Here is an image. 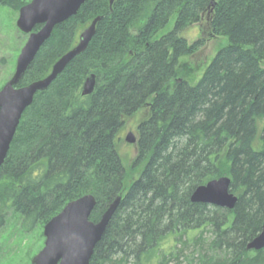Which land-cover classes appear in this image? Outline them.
<instances>
[{
  "label": "trees",
  "instance_id": "trees-1",
  "mask_svg": "<svg viewBox=\"0 0 264 264\" xmlns=\"http://www.w3.org/2000/svg\"><path fill=\"white\" fill-rule=\"evenodd\" d=\"M110 1L87 0L57 26L21 81L46 78L101 18L87 51L22 117L0 170V225L13 209L21 231L32 233L87 195L97 201L90 221L99 223L122 197L90 264H155L170 236L194 241L197 264H264V250H247L264 224V0ZM29 2L0 0V8L19 13ZM204 16L228 45L191 85L179 77L180 62L204 41L182 34ZM91 76L95 91L83 96ZM145 107L134 162L143 171L126 188L117 137ZM225 177L238 198L233 210L192 203L198 188Z\"/></svg>",
  "mask_w": 264,
  "mask_h": 264
},
{
  "label": "water",
  "instance_id": "water-1",
  "mask_svg": "<svg viewBox=\"0 0 264 264\" xmlns=\"http://www.w3.org/2000/svg\"><path fill=\"white\" fill-rule=\"evenodd\" d=\"M87 0H32L20 10L18 29L28 35L17 61L13 77L0 91V170L9 154L17 129L26 110L32 106L38 93L47 91L71 62L85 53L96 34V18L90 27L80 34L78 44L65 54L44 79L25 87H19L22 79L34 62L44 44L51 38L54 29L76 16ZM115 0L110 1L111 7ZM38 26L41 30L34 32ZM96 88L95 76L84 84L82 95L90 96ZM127 141L137 143L133 134ZM231 181L221 178L198 188L191 197L194 204H205L233 210L238 198L230 192ZM118 197L103 215L99 223L90 221L97 201L87 195L70 202L63 211L44 227L45 246L33 258L32 264H90L97 245L119 208ZM248 251L264 250V224L262 232L247 246Z\"/></svg>",
  "mask_w": 264,
  "mask_h": 264
},
{
  "label": "rangeland",
  "instance_id": "rangeland-1",
  "mask_svg": "<svg viewBox=\"0 0 264 264\" xmlns=\"http://www.w3.org/2000/svg\"><path fill=\"white\" fill-rule=\"evenodd\" d=\"M18 14V12L12 9L0 8V91L13 77L18 57L28 40V36L22 33L16 25ZM174 21L175 17L166 31L173 28ZM182 36L190 43L199 40L204 41V46L199 51L183 57L180 62L179 77L181 79L185 78L191 85H196L219 50L226 47L228 42L224 37H213L211 35L207 16H204L200 23L190 26L184 31ZM148 117L149 108L145 107L133 117L127 118L124 127L117 137V150L129 178L126 188L131 187L140 178L143 171V166H134L138 155L137 143H130L127 141V138L129 134H133L137 139L139 125L147 120ZM7 218V222H4L3 226L0 225V264H32V259L45 246L44 226H39L34 232L26 234L21 231L20 223L22 217L19 213L13 209H9ZM190 237L193 236L191 235ZM212 239L211 233H205L204 240L208 247ZM183 242L184 245L180 242L179 238L168 237L161 243L158 255L154 257V263L158 264L160 257L162 258L163 255L168 256V258L174 256L178 258L179 250H184L181 257L185 254L184 257H179L180 264H197V262H202H193L192 258H190L194 256V260H200L198 252L195 251L196 248L193 247L194 241H188L187 238ZM172 254L176 255L172 256ZM210 257L209 261L211 260ZM175 260L170 264H177L178 262Z\"/></svg>",
  "mask_w": 264,
  "mask_h": 264
},
{
  "label": "flooded vegetation",
  "instance_id": "flooded-vegetation-1",
  "mask_svg": "<svg viewBox=\"0 0 264 264\" xmlns=\"http://www.w3.org/2000/svg\"><path fill=\"white\" fill-rule=\"evenodd\" d=\"M31 1H32V0H31ZM31 1H30V2H31ZM30 2H29V3H30ZM29 3H28V4H29ZM22 8H23V7H22ZM26 36H27V35H26Z\"/></svg>",
  "mask_w": 264,
  "mask_h": 264
}]
</instances>
